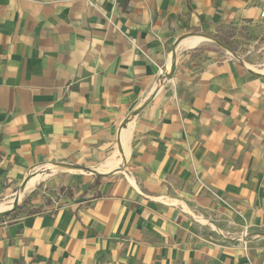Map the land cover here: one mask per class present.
<instances>
[{"label":"crops","instance_id":"0c3cea01","mask_svg":"<svg viewBox=\"0 0 264 264\" xmlns=\"http://www.w3.org/2000/svg\"><path fill=\"white\" fill-rule=\"evenodd\" d=\"M262 10L0 0V195L51 201L0 218V264H264ZM223 25L236 52L190 57Z\"/></svg>","mask_w":264,"mask_h":264},{"label":"trees","instance_id":"16d2710c","mask_svg":"<svg viewBox=\"0 0 264 264\" xmlns=\"http://www.w3.org/2000/svg\"><path fill=\"white\" fill-rule=\"evenodd\" d=\"M241 31L237 30L235 27L231 25H223L216 28V31L213 35H211L212 39L218 43L211 42H201L198 48L189 50L190 57L193 56L195 53H203L208 50H212L214 52L223 53L222 47L226 48L231 51H235L236 45H234V38L239 36ZM27 204L26 200L22 202L20 207H17L12 214L14 216L18 214H25V215H34L37 213L42 212L41 208L38 209H23V207Z\"/></svg>","mask_w":264,"mask_h":264},{"label":"rangeland","instance_id":"374dc122","mask_svg":"<svg viewBox=\"0 0 264 264\" xmlns=\"http://www.w3.org/2000/svg\"><path fill=\"white\" fill-rule=\"evenodd\" d=\"M236 38H237V36L234 38V45H236L237 44V42H236ZM228 50V49H227ZM228 51H230V52H236L237 51V48L235 49V51H231V50H228ZM164 81H166V80H164ZM40 174H43V173H41V172H38V171H36L35 173H33V174H31V175H34V176H41ZM45 180H46V178L45 179H41V180H39L33 187H31V188H29L26 192H24V194H23V197H22V199H21V201H20V203L19 204H17V207H20L21 205H22V202L23 201H25L26 200V202H27V204H28V202H29V200L32 198V197H36V196H40V198H42V201L46 204V203H51V201H50V199L47 197V194L45 193V191H47V189L46 190H44L45 188H44V184H45ZM21 190V188L19 189V187H17L13 192H11V193H6V194H3V195H0V203H8L13 197H14V195L17 193V192H19ZM61 192V194L60 195H64L65 196V194L66 195H68V193H67V191H63V190H61L60 191ZM64 192V193H63ZM52 199H53V201H55L57 204L55 205L56 207L57 206H61L63 203L61 202V201H59V198L58 197H52ZM27 204H25V206L23 207V208H25L26 209V207H27ZM10 207L8 208V209H6V211H8V210H10L12 207H13V204H10L9 205ZM15 206V205H14ZM41 209H42V207H40ZM6 211H3V212H6ZM3 212H0V213H3ZM255 234L254 235H256L257 237L259 236L260 238H261V243H260V245L261 246H263L264 247V226L263 227H261V228H259V229H256L255 230ZM256 245V244H255ZM243 247H246V243L244 244V246Z\"/></svg>","mask_w":264,"mask_h":264},{"label":"bare ground","instance_id":"6f19581e","mask_svg":"<svg viewBox=\"0 0 264 264\" xmlns=\"http://www.w3.org/2000/svg\"><path fill=\"white\" fill-rule=\"evenodd\" d=\"M193 35H195V34H193ZM184 43H185V45L192 46L195 43V40H194V38H189ZM39 180H41V177L40 176H34V175L28 176L27 179L25 178L23 181L24 183L21 186V190L19 192H17L14 195V197L8 203H3V204L0 203V212L6 211V209H8L10 207L9 205L13 204V207L10 210L3 212V213H0V216H3L5 214L9 213L13 208H15L17 206V204L20 203L24 192H26L29 188L33 187Z\"/></svg>","mask_w":264,"mask_h":264},{"label":"water","instance_id":"95a60500","mask_svg":"<svg viewBox=\"0 0 264 264\" xmlns=\"http://www.w3.org/2000/svg\"><path fill=\"white\" fill-rule=\"evenodd\" d=\"M167 76H169V75H167ZM22 184H23V182H22ZM22 184H21V185H22ZM20 188H21V186H20ZM20 188H19V189H20ZM16 208H17V206H16L15 208H13L9 213H7V214H5V215H3V216H0V218L6 217V216L9 215L11 212H13Z\"/></svg>","mask_w":264,"mask_h":264},{"label":"built area","instance_id":"2783aa9c","mask_svg":"<svg viewBox=\"0 0 264 264\" xmlns=\"http://www.w3.org/2000/svg\"><path fill=\"white\" fill-rule=\"evenodd\" d=\"M260 18H264V10H262L261 12H260Z\"/></svg>","mask_w":264,"mask_h":264}]
</instances>
